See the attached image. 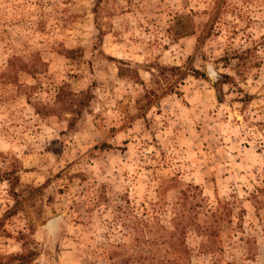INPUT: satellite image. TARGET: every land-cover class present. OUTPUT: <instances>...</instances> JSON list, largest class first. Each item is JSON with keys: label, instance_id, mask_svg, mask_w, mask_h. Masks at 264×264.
Wrapping results in <instances>:
<instances>
[{"label": "rangeland", "instance_id": "rangeland-1", "mask_svg": "<svg viewBox=\"0 0 264 264\" xmlns=\"http://www.w3.org/2000/svg\"><path fill=\"white\" fill-rule=\"evenodd\" d=\"M11 58L44 68L13 59L9 74ZM160 65L181 73L157 83ZM217 73L236 84L220 99ZM59 88L85 105L64 109ZM14 166L17 195L0 180V264L23 248L28 264H264V0H0V171ZM187 184L200 220L219 215V250L199 252L189 229L177 259L140 235L181 217Z\"/></svg>", "mask_w": 264, "mask_h": 264}, {"label": "trees", "instance_id": "trees-1", "mask_svg": "<svg viewBox=\"0 0 264 264\" xmlns=\"http://www.w3.org/2000/svg\"><path fill=\"white\" fill-rule=\"evenodd\" d=\"M250 50L251 49L247 48L244 51L242 50L240 54L235 56L237 59L235 65L238 66V60H242V55L245 54V52H249ZM13 59L19 61L17 66V70L19 71H25L30 74H34L38 72V70L44 68V62L39 61V59L34 60V62L24 63L17 58H11L8 60L9 74L11 73V71H14L12 68ZM157 69L159 70V72L156 75L151 74L154 76V80L157 83H160L161 80L168 82V78L167 76H164L162 70H169L170 73L168 72V74L166 75H172L173 71H175V76L181 73V67L176 65H160ZM122 71L123 69L119 67L118 74L121 75ZM185 73H189L195 77L203 76L202 72L191 67L187 68ZM158 75L161 76V78H159ZM224 84L236 86L233 76L227 73H217V77L215 78L212 86L219 99L220 95H222L221 87ZM153 95L154 90H145L144 93L136 99L137 102H139L140 99L143 100L142 104H140L139 107H143V105L148 104L152 100ZM64 96H70V99L68 101H65ZM56 98L61 102V104L63 103L64 109L67 107H71V111L77 112L79 111V108L85 105L84 103L87 99V96L86 93L82 91L77 94H73L71 92H64L63 88H59L56 93ZM16 170V166H14L12 168H9V170H5L2 172L0 171V180H5L7 182L9 186L8 191L13 196H16L18 193L14 190L15 186L18 185V177L15 174ZM200 195L201 192L198 185L187 184L185 188L179 190L177 205L179 212H181V217L171 220L169 229L165 228L157 221L143 223L142 226L143 228H145V234L141 233L140 242H146L151 245L162 244L165 247L164 251L168 249L169 252H177V259H183L185 254L189 252V248L185 243L186 234L189 229H192L194 232L203 233L204 236L203 240L199 243V252H217L219 250L217 240V236L220 230L219 215L216 209L213 211L206 210V213H203V218L201 220L199 219V215L201 213L199 210L201 207L199 201ZM238 240L242 241L243 248L246 253L253 252L254 240L251 236L241 235ZM32 255V250L23 248L22 251L7 256L3 264H28V262L31 260ZM212 264H216V262L213 261Z\"/></svg>", "mask_w": 264, "mask_h": 264}]
</instances>
